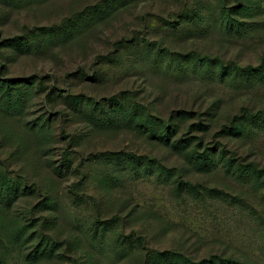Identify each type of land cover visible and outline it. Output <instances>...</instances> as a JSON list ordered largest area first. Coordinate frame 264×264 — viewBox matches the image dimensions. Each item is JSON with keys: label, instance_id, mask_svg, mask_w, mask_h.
Masks as SVG:
<instances>
[{"label": "rangeland", "instance_id": "obj_1", "mask_svg": "<svg viewBox=\"0 0 264 264\" xmlns=\"http://www.w3.org/2000/svg\"><path fill=\"white\" fill-rule=\"evenodd\" d=\"M222 6L0 0V264H163L166 252L264 264V189L196 170L191 148L143 127L177 124L172 144L220 142L264 173V84L237 74L264 64V14L236 15L252 29L229 35ZM232 120L241 137H218Z\"/></svg>", "mask_w": 264, "mask_h": 264}, {"label": "trees", "instance_id": "obj_2", "mask_svg": "<svg viewBox=\"0 0 264 264\" xmlns=\"http://www.w3.org/2000/svg\"><path fill=\"white\" fill-rule=\"evenodd\" d=\"M221 4L223 3V6L221 9H219L218 13V20H219V30L223 31L226 34L231 35H244L247 34V32L252 29L249 22H242L238 18L236 19L235 16L239 15L242 18H252L253 13H256L259 11L262 14H264V0H257L256 3H258L257 10L255 9V5L251 0H234L237 2L231 7H226L227 3L226 0H220ZM187 13V12H186ZM187 15L188 19L195 20L198 19L199 21L204 22L205 19H210L211 16L205 17L204 15H198L197 11L192 10L188 12L187 14L184 13V16ZM250 28V29H249ZM200 62H205L209 60V57L199 58ZM222 64V63H221ZM228 70L233 69L232 71H235L233 67H227ZM237 68V67H236ZM238 76H243L244 79L251 80L255 79L259 80L261 83L264 84V64L261 67L253 68L249 67L245 70H237ZM254 81V80H253ZM192 113L190 112H180L178 117L182 120L188 119L189 116H191ZM249 118L254 119L258 118L260 115H254L253 113H248L247 115ZM246 116H244L245 118ZM178 119V118H176ZM258 120L264 121V115ZM262 123V122H261ZM264 123V122H263ZM262 123V124H263ZM154 124L153 122H145L143 124V127L148 129L147 132H153L151 134V138H153L154 141L170 145L172 148L176 149L178 152L186 151L187 149L191 150L187 152L186 157L191 164L196 168V170L203 171L206 173H212L217 170H223L225 174L232 176L236 180H239L240 182L250 183L257 187H261L264 189V173L263 170L259 168V166L255 163H247V160H238L237 156L238 154L233 153L227 149L226 146L222 143H216L213 144L212 147H205L203 151H201V145L203 141V137L197 140V143L195 144V141L193 142V138H179L173 144L171 143L173 137L178 134L179 132V126L176 124L175 126H172L170 124L167 127H161V130L155 132L154 131ZM199 129H203L206 126L203 125V123L197 124ZM239 127L236 125V120H232L231 125L229 126H222L221 131L218 134V137L222 139H231L232 136L239 135L241 137L240 131H238ZM240 130V129H239ZM150 160L146 159V163H148ZM145 163V162H144ZM159 169L157 173V177L160 179H164L166 183L173 184L178 189H185L186 187H189V184L186 182H183L182 180V172L175 171L176 174H174L171 169L166 168L162 164L157 163L155 165V168ZM178 178H176V177ZM175 177V178H174ZM190 186L193 189H198L196 186ZM8 199L12 198L13 196H16V191L14 189H11L6 192ZM162 256L166 257V260L163 262L167 264H249L247 261H244L240 258H234L229 257L225 255H209L201 258L198 261L186 259L183 256H179L174 254L173 252H166L163 253ZM155 259V258H154ZM159 263V262H157Z\"/></svg>", "mask_w": 264, "mask_h": 264}]
</instances>
